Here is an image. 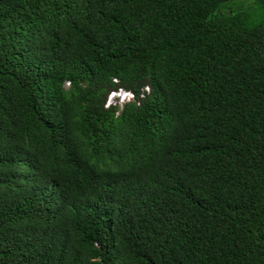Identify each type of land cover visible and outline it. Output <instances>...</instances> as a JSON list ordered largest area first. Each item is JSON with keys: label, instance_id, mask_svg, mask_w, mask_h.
<instances>
[{"label": "trees", "instance_id": "16d2710c", "mask_svg": "<svg viewBox=\"0 0 264 264\" xmlns=\"http://www.w3.org/2000/svg\"><path fill=\"white\" fill-rule=\"evenodd\" d=\"M0 264H264V0H0Z\"/></svg>", "mask_w": 264, "mask_h": 264}, {"label": "clouds", "instance_id": "9594fccd", "mask_svg": "<svg viewBox=\"0 0 264 264\" xmlns=\"http://www.w3.org/2000/svg\"><path fill=\"white\" fill-rule=\"evenodd\" d=\"M126 95H129L131 96V94L129 92H125V91H120L118 93H111L110 97L113 98L115 96L119 97V96H123V98L126 96ZM124 100V99H123Z\"/></svg>", "mask_w": 264, "mask_h": 264}, {"label": "rangeland", "instance_id": "374dc122", "mask_svg": "<svg viewBox=\"0 0 264 264\" xmlns=\"http://www.w3.org/2000/svg\"><path fill=\"white\" fill-rule=\"evenodd\" d=\"M116 98H118V99H119V101H120V102H122V100H123V99L127 101L128 99H130V98H131V96H129V95H126L124 98H123V96H119V97L115 96L114 98H112V100H111V101H114Z\"/></svg>", "mask_w": 264, "mask_h": 264}]
</instances>
